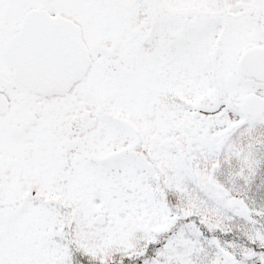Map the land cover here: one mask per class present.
<instances>
[{"label":"snow or ice","instance_id":"snow-or-ice-1","mask_svg":"<svg viewBox=\"0 0 264 264\" xmlns=\"http://www.w3.org/2000/svg\"><path fill=\"white\" fill-rule=\"evenodd\" d=\"M0 264H264V0H0Z\"/></svg>","mask_w":264,"mask_h":264}]
</instances>
